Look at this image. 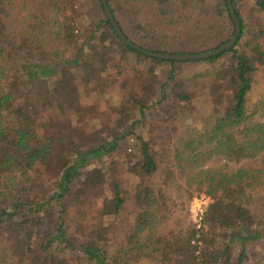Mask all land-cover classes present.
I'll use <instances>...</instances> for the list:
<instances>
[{
  "label": "trees",
  "instance_id": "obj_1",
  "mask_svg": "<svg viewBox=\"0 0 264 264\" xmlns=\"http://www.w3.org/2000/svg\"><path fill=\"white\" fill-rule=\"evenodd\" d=\"M107 2L156 51L235 27L226 0ZM232 3L233 46L174 60L122 40L100 0H0V264H264V0Z\"/></svg>",
  "mask_w": 264,
  "mask_h": 264
},
{
  "label": "rangeland",
  "instance_id": "obj_2",
  "mask_svg": "<svg viewBox=\"0 0 264 264\" xmlns=\"http://www.w3.org/2000/svg\"><path fill=\"white\" fill-rule=\"evenodd\" d=\"M188 67H185L186 69H204L205 67H207V64L202 63V62H195L192 63L190 65H187ZM117 98V94L116 92L111 94V99L112 101H116ZM250 99L259 104V108L262 107V100L264 99V73L263 72H258L257 74V80L253 85V89L250 93ZM261 115H258V117L263 118L264 117V108L260 109ZM257 117V116H255ZM262 165V161H261V156L251 159H243L240 162H227L225 161L223 158L219 157V156H215L211 159H209L204 165L203 167H221L223 169L226 170H234L235 168H237L238 166H251V167H261ZM193 197L190 200L189 203V218L191 220H193L195 223H200V220L202 218V214H201V218L199 219V217L196 215L195 211H192L193 209L197 210L198 205H202L201 202H203L205 204V207L207 206V203L210 201V196L208 194H206L205 192L201 191V190H197L195 189L194 193H193ZM209 196V197H208ZM202 197L204 199H202ZM200 198V199H199ZM204 207V209H205ZM182 213H177V216H181ZM196 218V219H194ZM110 223L112 224V220H109ZM96 222V217H93L91 219V223H95ZM258 248L261 246H257ZM145 261L151 263L150 259L148 257L145 258Z\"/></svg>",
  "mask_w": 264,
  "mask_h": 264
},
{
  "label": "water",
  "instance_id": "obj_3",
  "mask_svg": "<svg viewBox=\"0 0 264 264\" xmlns=\"http://www.w3.org/2000/svg\"><path fill=\"white\" fill-rule=\"evenodd\" d=\"M103 4V8L105 10L106 16L108 17V19L110 20L115 32L118 34V36L124 40L126 43H128L130 46H132L133 48H135L136 50L145 53L147 55H151L154 57H159V58H163V59H174V60H197V59H203V58H207L211 55H215L220 53L223 50H226L228 48H230L231 46L234 45V43L237 40V36L240 32V22L238 20V17L235 13L234 7H233V3L232 0H226L230 15L234 21L235 27H234V31L231 34V36L224 42L220 43L218 46L209 49V50H205V51H201V52H170V51H156V50H151L148 48H145L139 44H137L136 42H134L133 40H131L130 38H128L125 33L122 31L121 27L119 26L117 20L115 19L113 12L111 11V8L107 2V0H100Z\"/></svg>",
  "mask_w": 264,
  "mask_h": 264
},
{
  "label": "built area",
  "instance_id": "obj_4",
  "mask_svg": "<svg viewBox=\"0 0 264 264\" xmlns=\"http://www.w3.org/2000/svg\"><path fill=\"white\" fill-rule=\"evenodd\" d=\"M202 199H204V198L202 197ZM201 203H202V205H198L197 210H195V209L192 210V211L196 212V215L199 217V219L201 218V214L203 213L204 207H205V204L203 202H201ZM194 219H196V218H194Z\"/></svg>",
  "mask_w": 264,
  "mask_h": 264
}]
</instances>
